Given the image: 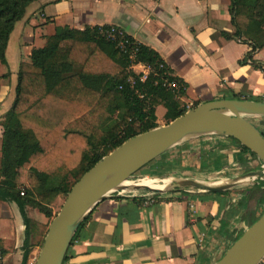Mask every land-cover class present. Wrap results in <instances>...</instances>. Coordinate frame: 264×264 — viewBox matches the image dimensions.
<instances>
[{
	"label": "crops",
	"instance_id": "obj_1",
	"mask_svg": "<svg viewBox=\"0 0 264 264\" xmlns=\"http://www.w3.org/2000/svg\"><path fill=\"white\" fill-rule=\"evenodd\" d=\"M230 6V0L33 2L10 36L7 65H0V158L2 125L16 98L20 65L30 64L32 52L64 29L120 28L134 42L156 52L173 77L186 84V94L180 98L183 108L231 99L264 102V49L248 58L252 48L234 38ZM160 108L164 107L155 111L158 127L163 126L166 114L165 109L160 119ZM240 146L218 136L185 141L136 176L223 182L244 175L245 169L259 170L260 161L242 154ZM28 180L29 171L21 169L20 191L30 190ZM256 187L261 195L255 201L250 200L249 189L232 190L228 196L171 192L157 195L149 205L145 198L112 195L93 208L64 264H216L258 211L264 212V182H257ZM60 201L61 196L51 205L53 214ZM26 214L30 220L49 225L36 209L27 207ZM25 231L17 205L0 197L1 264L36 262L37 248L24 255Z\"/></svg>",
	"mask_w": 264,
	"mask_h": 264
},
{
	"label": "trees",
	"instance_id": "obj_2",
	"mask_svg": "<svg viewBox=\"0 0 264 264\" xmlns=\"http://www.w3.org/2000/svg\"><path fill=\"white\" fill-rule=\"evenodd\" d=\"M35 1L0 0V65H7L10 36ZM230 2L234 38L252 48L248 54L251 59L264 49V0ZM109 28L64 29L32 52L30 64L20 65L16 98L2 125L0 197L19 208L26 228L25 256L35 248L40 250L49 227L30 220L27 207L51 220V205L59 196L67 197L86 172L125 142L158 128L157 107L166 109V125L186 113L180 103L186 84L175 78L179 93L164 89L161 80L170 70L159 55L127 36L135 51L132 62L129 54L100 37V31ZM133 63L150 67L145 81L131 72ZM160 65L165 70H159ZM256 128L264 137V118L261 128ZM240 148L242 154L257 160L249 150ZM21 169L29 171L30 190H24V196L17 185ZM250 171L245 169L243 174Z\"/></svg>",
	"mask_w": 264,
	"mask_h": 264
},
{
	"label": "water",
	"instance_id": "obj_3",
	"mask_svg": "<svg viewBox=\"0 0 264 264\" xmlns=\"http://www.w3.org/2000/svg\"><path fill=\"white\" fill-rule=\"evenodd\" d=\"M247 118H264V102L234 99L207 102L187 111L166 126L143 133L122 144L86 172L72 187L60 212L49 224L35 264H63L81 224L98 203L112 195H165L181 191L220 194L237 190L251 181L264 182V137ZM205 136L235 140L256 156L261 167L223 182L151 178L159 182L170 180V187L163 191L143 186L131 189L124 186L139 171L174 147ZM263 258L264 212L216 264H260Z\"/></svg>",
	"mask_w": 264,
	"mask_h": 264
},
{
	"label": "built area",
	"instance_id": "obj_4",
	"mask_svg": "<svg viewBox=\"0 0 264 264\" xmlns=\"http://www.w3.org/2000/svg\"><path fill=\"white\" fill-rule=\"evenodd\" d=\"M100 37L109 42L112 43L116 50H118L121 53L124 54H129V58L132 62H134V56H135V51L131 49L132 45L129 40L127 39V36L124 34V32L117 27H110L108 30H101L99 33ZM241 40H239L240 42ZM136 67H140L141 71L139 72V74L137 75H141V81H145L149 75V73L151 72L150 67L144 66L142 64H134L131 66L130 70L133 71L135 70ZM165 70V67L163 65H160L159 70ZM162 87L168 91H175L177 93H179L180 87L178 85V83L175 81V78L173 77V75L171 74V72L166 71V73L164 74V76L162 77ZM131 86H134V82L132 79L129 80ZM137 97L140 100H144L143 95H140L139 93H136ZM192 107V106H191ZM190 106H187L185 108V111L187 112L190 108ZM21 196H24V192L21 191ZM132 197L134 198H145L147 199L145 204L149 205L154 203L157 200V195H151V194H131ZM188 222L189 224H192L193 221V213L190 212L188 215ZM1 255H0V264H1ZM27 264V263H26ZM35 264V263H34ZM260 264H264V258L262 259V261L260 262Z\"/></svg>",
	"mask_w": 264,
	"mask_h": 264
},
{
	"label": "rangeland",
	"instance_id": "obj_5",
	"mask_svg": "<svg viewBox=\"0 0 264 264\" xmlns=\"http://www.w3.org/2000/svg\"><path fill=\"white\" fill-rule=\"evenodd\" d=\"M131 72H133L136 76H137V74H139V72H140V70H133V71H131ZM184 110H185V108H183ZM165 110V108H160L159 109V111H158V116H159V118L161 119V115H162V113H163V111ZM247 120H249V121H251V123H253V125L255 126V127H258L259 129L261 128V121H262V118L261 119H256V118H247ZM166 123L167 122H165V121H163L162 122V124H163V126H165L166 125ZM259 167H256V166H254V169H258ZM143 178H138L137 176H135V178H133V179H130L129 180V182H131V183H136V182H138L139 180H142ZM256 182H258V181H255V182H253V181H251V182H249V183H247V184H244V185H242L241 186V188H239L238 190L239 191H241V190H246V189H249V190H252L251 191V196H250V200H254L255 201V199H258L259 197H260V195H261V191H258L257 190V187H256ZM65 200H66V197H64V196H61V201H60V203H57V205L54 207V211H55V213L53 214V218L51 219V220H49V224L51 223V221L58 215V213L60 212V210H61V207H62V205L64 204V202H65ZM53 212V211H52ZM260 213H261V211H258V215H257V217H259L260 216ZM40 216V215H39ZM40 218H42V216H40V217H38V219L40 220ZM49 226V225H48ZM243 234V233H242ZM241 234V235H242ZM38 253H39V251H38ZM38 256V255H37Z\"/></svg>",
	"mask_w": 264,
	"mask_h": 264
},
{
	"label": "bare ground",
	"instance_id": "obj_6",
	"mask_svg": "<svg viewBox=\"0 0 264 264\" xmlns=\"http://www.w3.org/2000/svg\"><path fill=\"white\" fill-rule=\"evenodd\" d=\"M124 186L129 189L135 186H143L150 189L163 191L170 187V180H164L162 182H159L157 179L143 178L142 180H139L137 183L127 182L124 184Z\"/></svg>",
	"mask_w": 264,
	"mask_h": 264
}]
</instances>
